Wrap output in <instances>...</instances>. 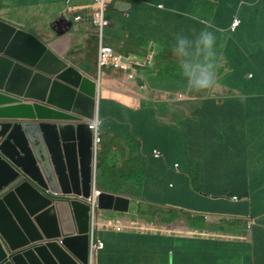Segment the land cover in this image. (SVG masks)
Returning <instances> with one entry per match:
<instances>
[{"label": "crops", "instance_id": "obj_1", "mask_svg": "<svg viewBox=\"0 0 264 264\" xmlns=\"http://www.w3.org/2000/svg\"><path fill=\"white\" fill-rule=\"evenodd\" d=\"M123 1L129 3V0ZM244 1L257 2V0ZM153 2L157 1L153 0ZM181 2L184 4L186 0ZM67 3L70 4L69 8ZM167 3V6H170L169 10H175L180 5H171L170 1ZM93 6L94 0H0V20L18 29H29L24 31L38 37L45 44L57 43L59 50L66 49L62 59L70 67L92 80H97V77L89 76L81 64V57L86 52L87 44L92 41V38H96L91 19ZM250 7L253 10H262L257 4H252ZM77 16H82L84 22L76 23ZM62 17H65V20ZM110 17L115 18L119 23L122 22L120 26L116 25V31L110 28L106 32L110 41L123 43L129 32H140V28L124 14L114 10L110 13ZM49 21L53 30L51 33L44 30ZM160 21L161 19L157 16L155 24ZM245 24L241 30L244 29L240 30L235 37L222 33L218 38L215 37L216 40L212 39L210 48L205 47L203 43L204 51L197 60V64L204 67L212 60H217V65L220 63L241 64L243 61L240 59V49L258 48L253 45L246 46L245 42L254 43L260 40L259 32L261 28H264L263 11L248 15ZM229 25L230 23L226 21V27ZM57 31L58 34H56ZM115 33L118 34L114 35ZM41 34L46 37H55L42 39L38 36ZM62 39L64 41L60 43ZM240 42H243L245 46L242 47ZM185 47H190L188 42ZM249 58L252 59V56ZM257 58L256 68L264 69V60L261 59V55L258 54ZM143 74L150 77L152 71L148 69ZM250 75L252 74H247V79L251 78ZM109 88L116 89V86L112 87L110 84ZM203 90L205 91L206 88ZM214 91L220 92L216 101H229L219 105L222 110L227 114L238 113L237 125H232L223 131L233 138L231 144H235V140L238 141V147L243 143L244 122L250 125V128H255L253 135L256 138L246 143L250 160L248 161L246 156L241 158V175L233 181L225 180V174L233 172L232 158L237 153H232L226 163L222 162L227 159L226 156L222 160L218 158L221 146L217 140L224 142L221 132L217 134V131L212 128V131H195L187 127L185 169L195 175V179L198 180L196 186L204 189L193 190L192 186L195 184L192 185V180L188 176L190 184L186 186L182 184L175 190H171V184H175L174 181H177L178 186L177 178L164 168L162 161L149 157L148 166H152L148 170L149 180L145 183L143 198L141 200L131 198L130 204L135 203L133 210H129L127 214L100 211L99 227L95 234L103 241L104 249L95 253L93 264H264V215L256 213L264 201L261 195L263 189H260L264 186L262 124L264 81L247 87L230 82L225 83L224 86L216 85ZM134 92L136 91L125 88L123 99L129 106L136 108L141 105L144 98L137 97ZM145 97L147 101L150 94ZM104 100L114 102V99H110L109 96ZM205 101L206 95H203L201 102ZM195 103H187L185 117L194 113L196 109L192 104ZM236 106H239L240 110ZM242 110L247 114L241 112ZM183 115L180 114L178 117ZM241 116L245 118L244 122ZM176 125V123L171 124V126ZM168 153L172 157L171 164L178 162L174 160L173 148ZM168 181L170 184L167 183ZM228 192H231L230 198H228ZM251 193L253 196L246 197ZM235 196L239 198L238 201L232 199ZM145 199L144 203H140ZM167 200H171L173 204L167 205L171 208L170 211L158 205ZM245 225L252 227L255 233L253 248L248 250L232 246L233 236H230L229 230L231 227L237 229ZM257 250L261 251L259 260L254 255V251Z\"/></svg>", "mask_w": 264, "mask_h": 264}, {"label": "water", "instance_id": "obj_2", "mask_svg": "<svg viewBox=\"0 0 264 264\" xmlns=\"http://www.w3.org/2000/svg\"><path fill=\"white\" fill-rule=\"evenodd\" d=\"M127 7L118 2L116 11ZM65 51L0 20V264L91 263L90 207L53 193H91L95 151L85 121L98 112L100 82L70 67ZM130 203L98 198L100 210L115 213Z\"/></svg>", "mask_w": 264, "mask_h": 264}, {"label": "trees", "instance_id": "obj_3", "mask_svg": "<svg viewBox=\"0 0 264 264\" xmlns=\"http://www.w3.org/2000/svg\"><path fill=\"white\" fill-rule=\"evenodd\" d=\"M155 1L157 2L155 3L153 0H133L136 4L140 2L143 8L141 14H130L131 21L140 28V32H129L125 41L116 49V52L125 57L130 55L147 56L149 44H155L158 48L155 65L152 69L154 74L142 83L139 81V84L148 86L149 90L162 92L163 96L171 95V100L157 101L150 97L147 101L144 99L136 109L124 101L125 89L116 86L119 93L122 91L121 99L114 100V102L104 100L103 105L100 104L102 105L100 118L102 121L103 143L98 149L97 175L98 179L104 180V184L99 189L138 200L143 198L145 183L149 180L148 170L152 166H148L147 159H149L154 148L160 149L165 154L168 163L172 159L171 154L168 152L172 148L174 149V160L176 159L180 164L182 174H174L179 184L177 186V181H174L175 184L170 188L171 190H175L179 185L186 186L191 183L190 180L195 175L185 169L184 161L187 157V127H191L195 131L211 130L212 128L217 131V134L221 132L224 142L217 140L221 146L218 158L222 160L226 156L227 159L222 160L223 163H226L232 153H237L232 158L233 172L225 174V180L233 181L241 175V158L246 156L247 160H250L246 150L248 144L246 145V143L256 138L253 135L255 128H250L251 126L247 125L244 122L245 118L241 116L242 121L245 123L244 132L242 133L244 142L239 147L237 140H235V144H231L233 138L223 131L229 129L232 125H237L238 113L227 114L220 108L219 105L222 102L229 101H216V97L220 92L214 91V88L216 85L224 86L225 83L230 82H236L237 85L247 87L264 81V69L256 68L255 65L258 54L264 60V28H261L259 32L258 48L239 50L240 59L243 61L241 64L220 63L217 65V60L205 64L204 67L211 65L209 71L212 76V84L205 91L193 88L190 85L189 77L185 73V66L195 67L198 65L197 60L204 48L201 45L205 34L210 35L213 40H216L222 33L229 34L230 31L226 30L228 28L226 27V21L231 23L237 11H239L240 3L244 2L241 15L242 24L235 34H231L237 36L241 28L246 25L245 20L248 15L251 16L263 11L264 17L263 0H257V2L216 0L214 3L209 0H186L184 4L181 0ZM167 1H170L171 5H180L175 10H169L170 6H167ZM158 4H163L165 9L159 10L157 8ZM252 4H257L262 10L250 9ZM157 16L161 21L155 24ZM175 17L177 18L176 22H174ZM209 17H211V20H209ZM115 24L120 26L122 22L116 21ZM124 30H126V27H124ZM142 37L145 38L144 42L141 41ZM181 41H183V44H181ZM187 42L192 49V55L188 58V61L184 62V65L177 60L172 61V57L180 53L181 48L186 50ZM128 46H131L133 50H130ZM244 46L242 42V47ZM188 53L191 54V50H188ZM251 56L252 59L249 58ZM249 73L252 76L247 79L245 76ZM125 84L129 86L130 83L125 80ZM135 94L137 97L142 96L137 92ZM178 94H183L186 100L178 98ZM203 95H206L205 102H201ZM192 102H196L192 104L196 110L191 116L185 117L187 103ZM236 108L240 110L239 106H236ZM241 112L247 114L243 110ZM180 114L184 115L178 117ZM172 123L177 125L171 126ZM262 124L264 129V121ZM163 166L166 168L164 164ZM104 167L105 170H103ZM167 183L170 184L169 181ZM260 189H263L261 195L264 197V186ZM230 193L227 194L231 195ZM251 196H253L252 193L248 195V197ZM158 205L170 211L171 208L167 205L173 204L171 200H167L158 203ZM256 213L264 215V201L260 205V210Z\"/></svg>", "mask_w": 264, "mask_h": 264}, {"label": "clouds", "instance_id": "obj_4", "mask_svg": "<svg viewBox=\"0 0 264 264\" xmlns=\"http://www.w3.org/2000/svg\"><path fill=\"white\" fill-rule=\"evenodd\" d=\"M242 1V0H240ZM107 11H106V14H105V21H107L109 23V26L105 29L101 30L96 27L95 25V15L97 14L98 12V6H97V0H94V6L92 8V14H91V19H92V23H93V26H94V29H95V32H96V37L97 39L99 40L98 41V44H99V47H98V52H97V70L99 71V77L97 78V80H93V81H99L100 82V92L101 90L107 85V84H113L115 86H118V87H122V88H127V89H130V90H135L139 95H142L140 97L144 98L145 99V95L148 96L150 94V97L157 100V101H162V100H165V101H170L171 100V95H165L163 96L162 92H158V91H153V90H149L148 89V86H145V85H140L139 84V81H141V83L146 80L147 78H151L152 75L154 74V71L152 70L154 65H155V58H156V54H157V47L155 44L153 43H150L149 44V47H148V51H147V56H137V55H130L129 57H125V56H121L119 54H117L116 50L110 46H104V34H105V31L106 30H109L111 27H112V24L110 22V20L108 19L109 17V13L110 12H114V10H117L116 9V5L118 4V2H123L125 4H127L129 7L128 10H125V11H120V13L127 17L130 18V11L132 9V4L130 2V0L128 1L129 3L123 1V0H118V2H115V0H107ZM146 2V1H145ZM244 4V2H241L240 3V6H239V11H237L236 15L234 16V18L232 19L230 25L228 26V28L226 29L227 31H230L229 34H235L236 31L238 30V28L241 26L242 22H241V15H242V5ZM140 5V4H139ZM162 6V7H160ZM70 7V4L67 3V8ZM126 8V9H127ZM157 8L160 10H164L165 7L163 4H158L157 5ZM119 12V11H118ZM66 17H67V14H66ZM65 17H62L63 20ZM235 21H239V24L234 27V23ZM75 22L76 23H83L84 22V18L82 16H77L75 18ZM10 25V24H9ZM14 27V26H13ZM17 28V27H16ZM18 29V28H17ZM19 30H22V29H19ZM24 31V30H23ZM26 32V31H25ZM29 33V32H27ZM30 34V33H29ZM32 35V34H31ZM34 36V35H33ZM36 37V36H35ZM38 38V37H37ZM39 39V38H38ZM40 40V39H39ZM41 41V40H40ZM203 43L205 45V47L207 48H210L211 47V44H212V37L208 34H205L204 36V39H203ZM181 44H183V41H181ZM48 45V44H47ZM203 46V44L201 45V47ZM106 48V49H110L112 50L113 54H114V57L116 59H119L120 60V63L122 65H130L131 66V69L129 71H124V70H111V69H100L99 68V52H100V48ZM181 50H183L181 48ZM189 50H191V55H192V49L189 47ZM203 51H204V48H203ZM202 51V52H203ZM210 54V53H209ZM151 55H153V60L151 62L150 65H146V66H135L133 65L132 63L134 62H143L144 60L148 59ZM126 61V62H123V61ZM180 62V64L184 65L183 63L185 61H178ZM182 62V63H181ZM187 62V61H186ZM67 63V62H66ZM211 68V65H208L207 67H203V66H200V65H196L195 67L193 66H185V73L186 75L189 77V82H190V85L199 90V89H202L203 88H207L209 87L211 84H212V76H211V72L209 71V69ZM151 70L152 71V75L150 77H147L145 74H143V72H146L147 70ZM113 73H119V74H123L125 76V80H127L129 84L126 85L125 84V80L123 81H120L118 80L117 78H115L112 74ZM131 75H134L133 79L130 78ZM247 76V75H246ZM245 76V77H246ZM252 76V75H250ZM86 77V76H84ZM89 78V77H88ZM248 78V76L246 77ZM92 80V79H91ZM134 85V86H133ZM134 89H133V87ZM134 92V93H136ZM122 93L120 92V95ZM125 94V93H124ZM156 96V98H154ZM178 98H182L184 99V101L186 100V97L183 95V94H178L177 95ZM100 98V97H99ZM101 99L99 101V108H98V112L95 114V117L93 119H87L85 122L86 124H88L89 128L91 129L90 127V124L93 122V121H96L99 123V132H100V136H101V142L100 144L98 145H95V141H94V130H92V140H93V147H94V151H95V154H94V159H95V167H96V173H97V165H96V162H97V157H98V149L102 146V143H103V132H102V129H101V118H100V104H101ZM186 110V108H185ZM113 123V122H112ZM159 151L162 155L161 158H155L153 157V151ZM97 155V156H96ZM151 158L153 159H156V160H160L163 162V164L165 165V167L171 171L173 174L175 175H179V174H182V171L180 169V164L178 162L174 163V164H171L170 162L168 163V160L165 156V154L158 148H154L150 154ZM176 165H178L176 167ZM93 185H96V188L97 190L101 191V195L102 193H108V192H104L102 191L101 189H99V187L97 186V183H96V176H95V179L93 180L92 182V188H91V193H92V189H93ZM171 187H173V184H171ZM90 193V194H91ZM55 194L57 193H53V195L55 196ZM65 195H70V196H83V195H76V194H57V196H55V198H57L58 200H67V201H71L70 199H66V198H63L62 196H65ZM100 195V196H101ZM90 196V195H89ZM99 196V197H100ZM231 195L228 196V198H230ZM84 197V196H83ZM98 197V198H99ZM248 197V196H246ZM87 198V197H86ZM98 198H97V206H98ZM232 199L234 201H238L239 198L237 196L235 197H232ZM131 200V199H130ZM80 201V200H78ZM82 202V201H80ZM84 203V202H82ZM86 204V203H84ZM88 205V204H87ZM243 205L245 206V202L243 203ZM89 206V205H88ZM250 206V204L248 205ZM90 207V206H89ZM98 209H99V206L97 207V210H96V217L98 218ZM115 213V212H114ZM89 214L91 215V207H90V212ZM119 214H127V213H119ZM251 216V215H250ZM92 217V215H91ZM98 221V219H97ZM99 223V222H98ZM92 227H93V224H92ZM92 230V228H91ZM91 230L89 232V236H90V241H91ZM95 232H96V227H95ZM95 237L96 234H95ZM99 238V237H97ZM100 239V238H99ZM101 240V239H100ZM102 241V240H101ZM103 242V241H102ZM104 249V248H102ZM101 249V250H102ZM99 251V250H97ZM95 251L93 253V255L91 256V263L90 264H93V260H94V256H95V253L97 252ZM91 253V251H90Z\"/></svg>", "mask_w": 264, "mask_h": 264}, {"label": "rangeland", "instance_id": "obj_5", "mask_svg": "<svg viewBox=\"0 0 264 264\" xmlns=\"http://www.w3.org/2000/svg\"><path fill=\"white\" fill-rule=\"evenodd\" d=\"M209 1H211L212 3L216 2V0H209ZM130 2L132 4V9L130 11L131 14H134V13L135 14H141L143 12V8L141 7V5L136 4L133 1H130ZM263 3H264V0H263ZM109 19H110L111 24L113 21L111 30L116 31L115 22L117 20L113 17H110V16H109ZM176 21H177V18L175 17L174 22H176ZM50 24H51L50 21L47 22L46 27L44 28L45 32L47 31V32L51 33L53 31L52 28L50 27ZM21 29L22 30H29L26 28H24V29L21 28ZM107 31L108 30H106L105 34H104V46H110V47L114 48L115 50L118 49L120 47L121 43L119 41H117V42L110 41L108 38V35L106 34ZM56 34H58V31L56 32ZM117 34L118 33H115L114 35H117ZM227 35H229V34H227ZM38 36L42 39H51V38L55 37V36H47L46 37L43 34L38 35ZM231 37H235V36L232 35ZM98 41L99 40L97 39V37L92 38V41L87 44L86 52H84L82 57H81L82 58L81 64H82V68L84 69V71H86V73L89 76L97 77V78L99 77V71L97 70V52H98V47H99ZM141 41L144 42L145 38L142 37ZM128 43H131V42H128ZM239 44L242 46V42H240ZM245 45L246 46L247 45L258 46L259 43L257 41L254 43L245 42ZM128 47L130 50H133V48L131 46H128ZM202 47H204V45ZM185 48H186V50H180V53H178L176 56H173L172 61H174V60L185 61V62L188 61V58L191 56V54L188 53L189 47H185ZM112 75L120 81L125 80V76L123 74L113 73ZM111 86L114 87L115 85L111 84ZM109 87H110V84L107 85V87L105 86L100 92V99L102 100V102L104 101L105 97L108 98V96L110 97V99L120 100L122 96L120 95L119 91H117L116 89H113V88H109ZM262 97H264V96H262ZM242 142H244V140H242ZM96 165H97V162H96ZM103 170H105V167L103 168ZM198 179L200 180V178H198ZM96 183L98 184V187H100V188L103 187L104 180H102L100 178L98 179L97 173H96ZM193 183L195 184V186H192L193 190L199 191V190L204 189L203 187H197L196 186V184L198 183V180L195 179V177L192 178V185H193ZM145 201H146V199L141 201L140 203H144ZM134 206H135V203L130 204L129 210H133ZM100 211L102 213L106 212L104 210L98 209V218L97 219L100 218ZM255 223L257 224L256 220H255ZM97 228L98 227H96V230H97ZM229 230H230V236H233V240L231 241L232 246H234V247L236 246L237 248L245 249V250L253 248L252 243H253V237H254L255 233H254V229L252 227L245 225V226H239V227H237V229L231 227ZM259 252H261V251L260 250L254 251V255L256 256V258L258 260H259V256H260ZM227 254H229V252H227ZM246 263H247V261H246Z\"/></svg>", "mask_w": 264, "mask_h": 264}, {"label": "built area", "instance_id": "obj_6", "mask_svg": "<svg viewBox=\"0 0 264 264\" xmlns=\"http://www.w3.org/2000/svg\"><path fill=\"white\" fill-rule=\"evenodd\" d=\"M107 0H97V6H98V12L95 15V25L98 27L101 32L103 29L107 28L109 26V23L105 21V14L107 11ZM162 7V6H160ZM239 24V21H235L234 27ZM153 60V55H151L148 59L144 60L142 63L141 62H134L132 63L135 66H146L150 65ZM99 68L100 69H111V70H124V71H129L131 69L130 65H122L120 63L119 59H116L114 57V54L112 50L106 49V48H100L99 52ZM134 75H131L130 78L133 79ZM90 127L92 130H94V141L95 145L100 144L101 142V136L99 132V123L96 121H93L90 124ZM153 157L155 158H161L162 155L159 151L155 150L153 151ZM178 165H176L177 167ZM101 195V191L97 190L96 185H93L92 193L90 194L89 197H83V196H70V195H65L62 196L63 198L70 199V200H80L86 204H88L91 207V215H92V230H91V241H90V251H91V256L93 253L97 250H101L104 248V243L97 237H95V227H99V223L97 221L96 217V210H97V198ZM57 196V194H55Z\"/></svg>", "mask_w": 264, "mask_h": 264}]
</instances>
